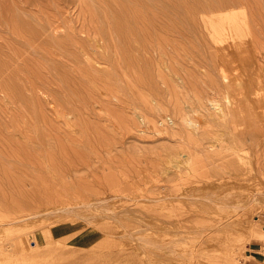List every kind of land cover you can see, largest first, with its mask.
<instances>
[{
	"label": "bare ground",
	"instance_id": "1",
	"mask_svg": "<svg viewBox=\"0 0 264 264\" xmlns=\"http://www.w3.org/2000/svg\"><path fill=\"white\" fill-rule=\"evenodd\" d=\"M163 1L166 0H64L63 3L65 2L69 7H77L78 12H80V9L85 8V13L87 12L90 19L95 22L92 29L86 28L79 31L80 26L77 27L76 29L79 28L78 33L73 32L74 30L71 31L73 29L72 23V27L70 25L68 27L64 25L62 19L66 16H62V19H60L63 12L68 11L67 9L65 10L64 4H61V1H56L54 3L55 9L51 12L52 18L49 20L43 18L45 10L43 9L44 7H39L38 3H28V1L19 0L20 4H14L16 7H14L13 3L10 4V7H6L0 12V30L9 33L6 38L0 35V105L5 106V108L18 107L20 118L24 119L23 123L26 122L27 117L32 116L35 121L44 124L43 122L46 120V116H44V112L41 108L45 106L43 109L51 113L53 121L56 117L61 118L62 122L67 125L78 123L85 126V118L82 117V113L85 117L86 113L84 114L83 111L85 109L84 106L82 108L81 106L87 103L90 97H93L90 96V94L92 95L93 92L98 90L97 92H99V95L106 101L110 96L115 97L121 109L119 110V108H117L118 110L112 111L113 114L109 111L111 113L109 116L113 121L111 123H115V125L120 126L119 128L121 129L129 128L132 124L136 123L139 127V132L151 133L153 135L160 134L165 136L166 141L165 144L160 146L161 152L153 153L156 155L157 161H151L150 167H140V170H138L139 172L137 173L140 174L142 185L137 182H132L133 187H130V193H118L119 190L117 193L112 192L114 194L115 204L116 199L126 198L132 199L133 201L135 200L137 203L139 202L141 208V206L145 207L148 205L145 201L151 200L155 202V204L149 205V207L152 206L150 207L152 209L156 207V210L158 207L162 211L163 209L167 211L169 209L166 208L179 205V210H177L178 213L181 211L180 209L185 211L187 206H192L196 203L205 204L210 210H213V216H215V218H213L214 220L211 219L212 221H206L204 223L205 225L203 224L205 228L203 230L200 229L198 232L199 235H197L195 231H189L190 234L193 232V235L197 237L200 236L201 241H199L201 243L199 242V244H197L195 240H184V244L180 245V249L184 248L181 254L187 257L184 263L188 262V264H195L194 261L196 259L199 264H238V261H235V254L238 251L235 246L240 242L242 235L236 232L233 233L234 230L232 227L239 224V222H241L242 225L245 224L244 226L248 225L249 217L239 216L240 214L236 216L234 212L236 210H244L245 213L246 211L244 209L246 202L239 200L238 191L241 189V184L248 180V175L252 172L255 162V159L248 151L250 147L241 139L240 128L245 126L243 124L244 109L241 108L245 105V102L256 97L252 87L259 86L257 82H251L249 76L255 74L263 75L256 56V45L253 42L254 37L252 38V29L246 21H242L243 24L237 23L238 15L233 16L232 14H228L226 17L229 18H225V14L223 13L224 15L221 14V17L218 16L220 19L216 20L215 18L214 20L213 17L212 20H208V24L204 22L206 25L205 32H207L208 40H210L213 46L212 53L214 56H210V59L211 57L213 59V63H211V66L208 65L207 63L209 62L210 64V59L204 57L206 59L202 60V62H200L201 64H199L201 66L204 65V68H201L200 78L198 79L192 77L190 80L189 77L191 74H186V72V75L183 74V77L177 75L179 78L178 80L183 82V86L180 87L182 91L187 88L186 95L179 90L182 95H178L179 97L176 96V92L171 90V87L167 88L168 92L166 91L165 94L155 85V77L151 75L147 76L143 79V82L140 83L139 80L141 79L137 78L132 72L135 67H139V60L133 55L134 52H145L149 54L154 51V53L158 55V59L156 60L157 64L165 60L168 61V59H166L169 53L167 52V47L172 48L171 39L174 37L172 33H174V31L180 33V30L185 29L184 22L173 24L172 28L174 31L170 26L171 22L170 24L163 23V17L166 12V7L162 8L161 6ZM36 2H39V0H36ZM175 2L177 1L175 0ZM2 3L5 2L3 1ZM224 11H226V9ZM183 13H181V15ZM213 13H216V11ZM79 15L77 14V17H79ZM229 15L235 17L236 19H233L236 22H234ZM92 23L91 21V24ZM67 28L72 33L69 32ZM198 34L200 35L199 32ZM202 35H204L203 32ZM258 40L260 41V39ZM201 41L202 43L204 42L202 37ZM206 42L208 43L207 40ZM190 45L192 44L190 43ZM210 47L211 46H209V48ZM206 49L208 51L207 46ZM183 57L184 56H182V58ZM148 58L150 59V57ZM187 60H189L188 57ZM203 62H205V64ZM103 65L105 66L104 68H102ZM193 65L195 66V63ZM197 65L198 64H196V66ZM206 65L208 67L210 66L211 69L209 70L208 67L206 68ZM176 66L178 65L176 64ZM42 69L44 71H42ZM193 69H195V67ZM213 69L214 71L216 70V76L213 74ZM198 70L200 71V68H198ZM148 71L149 70L146 72ZM161 75V73H157V76L162 79L163 75ZM167 79L168 78H166V80ZM197 82H201L200 84L204 89L202 101L197 97L198 95L195 94L196 91L193 90L195 89L193 84ZM175 83H173V85ZM164 86L166 85L164 84ZM189 87H191V93L190 90H188ZM94 88L96 90H93ZM119 91L126 93L127 97L125 99H119L120 97H117ZM34 94H36V96L40 94L41 99H39L42 106H40L37 101L39 99L33 98ZM96 98L95 100H97ZM180 98L182 102H179ZM189 99L191 101H189ZM89 101L90 100H88V102ZM95 103L98 104V102ZM100 105H97V107ZM106 105L108 104L106 103ZM97 107L94 108L97 109ZM125 108L133 114V119H128L129 113L127 117L121 114V110H125ZM98 110L100 111V109H97V111ZM103 111L104 110H102V112ZM256 111L261 118L264 116V96L258 97ZM85 112L88 111L85 110ZM262 113L263 116H261ZM104 114L106 116L107 113L103 112L102 115ZM0 119H2V122H0V167H27V158L13 151L15 148L6 149L1 136V134L7 130L8 117L5 112H0ZM136 124L134 126H136ZM133 129L135 128L133 127ZM243 131L241 130V132ZM249 131L250 130H247L246 133ZM259 145L263 147L262 142H260ZM148 161L145 160L144 162L146 163ZM239 163L244 164V168L239 167ZM261 163L264 164L262 158ZM165 164L168 166H164ZM166 171L172 173L171 177L168 176V172ZM46 172L49 176H55L51 167H49V169L47 168ZM140 179L138 181H140ZM113 181L114 180H112V182ZM108 186L112 188V191H115L114 185L111 182ZM18 187L20 188L21 186ZM141 187L145 188L142 189ZM205 188H207V190H216V192L209 193ZM16 190L19 189L16 187ZM70 190L72 191V189ZM12 191L15 190L12 188ZM61 191L60 194L58 193L55 195H51L49 191L43 194V200L40 201L39 206L36 207L38 211L32 213H23L22 215L20 213L23 211L22 206L18 205L19 208L16 209L12 207V209H14L13 211H16L11 212L13 214L16 213L15 219H12L13 217L9 219L6 215H1L0 233L8 234L9 232H13L20 223L23 224L24 221L30 219H37L36 221H40L49 218L53 213L59 212L58 214H60L61 212V214L63 213L65 215L66 213L70 215L77 213L86 220L89 218L92 220L93 218H103L108 224L105 227L103 225L104 228L107 226L110 227L111 225V228L113 226V229L116 230L115 233L124 230V233L129 235L132 240L143 242L139 237L133 234L134 230H131L132 228H138L133 227L136 225L135 222L138 221V219L135 218L136 214L134 217L135 225L132 226L130 222L131 226H129V223L124 221L127 228H130L129 230L125 228V226L123 227L124 222L122 220V224L116 217L117 215L115 216L112 212H107L98 208L97 203L101 201L106 202L108 198L95 199L93 198L94 196H85L86 198L81 197L83 194L81 195L80 190L81 196L79 194V196H74L73 194V196H71L70 191ZM90 191H92V189H90ZM74 192L76 194V191ZM14 194L17 193L15 192ZM86 194L87 193L84 195ZM28 195L30 196L31 194ZM55 197H63L64 200L68 199L67 203H60L59 200H56L57 203L58 201L59 203L55 204V201H53ZM50 198H52V204L48 201ZM44 200H47V203H43ZM137 203H135V205ZM4 206L5 205L2 207ZM170 209L172 210L173 208ZM6 211L8 212V210ZM6 211L4 208V212ZM17 212L20 213L19 216ZM182 212L183 211H181V213ZM247 212L248 211H246V213ZM167 213L168 212L165 214ZM170 213L172 215L174 211L171 212L169 210V215ZM187 214L186 212L185 215ZM131 215H133L132 212L130 214L132 218ZM177 215L176 213L172 216L176 217ZM140 216L142 215L140 214ZM166 216H168V214ZM170 216L166 217V220H158L154 225L157 224V226H161V229L164 226H171L169 221L171 222L174 218ZM178 216L182 217V215ZM71 217L73 218V215ZM146 220L148 221V219H145V221ZM103 222L101 221L100 223L103 224ZM63 223L65 222L63 221ZM139 223L140 221L138 224ZM176 223L177 220L175 225ZM177 225L178 226L171 228V231L165 228L166 233L169 232L171 235L168 234V236L163 234L166 235V237H163L162 240L167 239V241L164 242L170 243L171 247L172 241H183V239H181L183 236L180 237L179 234H184L186 232V230L181 227L182 225L180 227L179 223H177ZM99 226L101 227H99L100 229L103 228L101 224ZM161 229H158V231ZM110 232L111 231H109V233ZM184 237L187 236L185 235ZM49 241L48 238L43 245L47 244ZM9 242L12 241L9 240L8 243L0 244L1 261L8 262L13 258L12 254L17 253L31 258L34 252L33 249L37 250L43 246L35 245L33 249L31 248L30 250L27 247L28 244L26 246L25 240L21 238H18L12 243ZM131 244L130 247H132ZM138 250L136 251L141 254ZM164 250L166 249L164 248ZM122 251L126 250L123 248ZM116 253L117 252L114 254L117 257L118 254ZM111 254L113 255V253ZM111 254L109 255L108 253L107 255L111 256ZM120 255L127 256L123 253ZM116 257L113 256L114 259H116ZM149 261L148 264H150ZM48 263L50 264V262Z\"/></svg>",
	"mask_w": 264,
	"mask_h": 264
},
{
	"label": "rangeland",
	"instance_id": "2",
	"mask_svg": "<svg viewBox=\"0 0 264 264\" xmlns=\"http://www.w3.org/2000/svg\"><path fill=\"white\" fill-rule=\"evenodd\" d=\"M3 1L5 3H2ZM24 1H28V3H35V4L38 3L39 7H42V8L44 7L43 9L45 10L46 15L44 13L43 18L45 20H49L52 18L51 12H53L55 9L54 3L56 1L58 2L61 1V4H64L65 10L67 9L68 11H64L63 14L60 16V19H62V16L63 17L66 16L63 18L64 20L62 19V21L64 22V25L66 27H68L69 25L72 27V24H73V29L71 30V31L74 30L73 32L78 33L81 29H86V28L92 29L95 25V22L90 19L89 14L87 12L85 13V10H86L85 8L80 9L79 11L82 12L80 13L78 12L77 7L71 8L65 2L63 3L64 0H39V2H36V0H24ZM176 1L179 4L175 2V0L174 1L166 0V1H163L164 3L160 2L162 8L166 7L165 8L166 12L163 17V21H164L163 23L170 24L171 22L170 24L171 28L173 27V24L182 23V22H184L185 24L184 26L185 29L184 30L182 29L183 31L180 30V33H177L172 28V30L174 31V33H172V36L174 37L171 39V42H172L171 46L173 49L167 47V49L169 50V51L167 50V52L169 53L166 59H168V61L165 60L163 61L165 63L160 62L159 64H157L156 60L158 59L157 57L158 55L157 53H154V51L150 52L149 54L145 52H142V53L134 52L135 54L133 53V55H135L136 59L139 60L138 61L139 67H135L132 72L134 75H136L137 78L141 79L139 80L140 83H142L143 79L146 78L147 76L151 75L155 77L156 79L155 85L159 88V90H161L165 94H166V91L168 92L167 88L171 87L170 89L176 92V96L182 95V93H180L179 90L181 92H184L186 95L187 88L183 89L182 91V88L180 87L183 86V82L181 80H178L179 78L177 75H180V77H183L184 76L183 74H185L186 72V74L187 73L191 74L189 77L190 80L192 79V77L194 79L200 78V72L202 70L201 68H204L203 67L204 65L203 66L199 65L201 64L200 62L206 59L204 57H207V59H210L211 55L214 56V54L212 53L213 51L212 43H210V40H208L207 32H205L206 30L205 23L208 24V22L212 20L213 17H214L213 18L214 20L215 18L216 20L220 19L219 17H221V14L222 15L225 14L224 16L225 18H229L226 16H228V14H232L233 16L238 15L237 23L243 24L242 21H246L250 25L252 29V38L253 37L255 38V39L253 38V42L256 45V56H257L260 69L263 75L255 74V75L249 76V80L253 83L257 82L259 86L252 87V90L256 97L251 98L248 102H245V105L241 108V109H244L243 124L245 125L243 126V128L242 127L240 128L241 139L247 146L250 147L248 151L250 152L251 156L255 159V162H254V167H253L252 172L249 173L248 175V180L241 184V189L239 190L240 192L238 191L239 200H243L246 202L244 209L248 212L246 213L245 211L244 213V210L243 211L236 210L234 212L236 216L240 214L239 216L249 217L248 225L244 226L245 224L242 225L241 222H239V224L233 226L235 228L232 227V229L234 230L233 233L236 232L242 235L240 242H238V244L235 246L238 249L237 253L235 254V261L237 260L238 262L237 261L236 262L238 264H264V256L262 258V262H251V259L254 258V255L256 252L249 254V241L250 240L256 239L261 242L264 241V164L261 163V158L263 159V162H264V116H263L264 112L261 114V116H263L261 118L259 113L256 111V104H257L258 97L264 96V69H263L264 68V54H263L264 53V0H176ZM12 3L13 5L20 4L19 0H0V12L4 10L6 7H10L9 5ZM14 7L16 6L14 5ZM233 8H234V11H233ZM225 9L226 11H224ZM215 11L216 13H213ZM234 12L235 13L238 12V13L235 14ZM76 13L78 15L79 14H82V15H79V17H77ZM181 13L183 14L181 15ZM232 15H229L230 18L234 22H236L233 19L235 17H232ZM91 21L93 22L92 24H91ZM77 27L80 28V29L78 28L79 31L78 29H76ZM67 30L71 32L68 28ZM198 32L200 33V35L198 34ZM202 32L204 35H202ZM8 34L9 33L7 31L0 30V35L2 37L6 38ZM201 37L203 38V41H204L203 43L201 41ZM258 39H260V41ZM206 40L208 41V43L206 42ZM190 43L193 46L190 45ZM204 44L208 47V51ZM209 46L211 47L209 48ZM183 51L186 53H184ZM182 56H184L185 58L184 57L182 58ZM148 57H150V59ZM187 57L189 60H187ZM212 61L213 59L211 57L210 64L209 62L207 64L211 66V63H213ZM192 62L195 63V66L193 65L194 63ZM203 63L205 64V62ZM176 64L178 66H176ZM196 64L198 65L196 66ZM156 65H158L159 68ZM210 66L208 67L206 65L205 67L206 68L208 67V69L210 70L211 69ZM104 67L105 66L103 65L102 68ZM194 67L196 70L193 69ZM198 68H200V71L198 70ZM142 69H144L145 71ZM175 69L177 72L175 71ZM147 70L149 71L146 72ZM188 70H191V71H188ZM42 71L44 70L42 69ZM192 71L194 74L192 73ZM156 72L158 74L161 73L163 75V76L161 75L162 79L157 76ZM164 73H165V76H164ZM215 73H216V70L214 71L213 69V74L215 75ZM166 78H168L167 79L168 81L166 80ZM172 82L173 83L176 82L177 84L175 83L174 85L175 86L178 85V86L175 87ZM200 83L201 82L194 83L193 85L195 86V89L193 90L196 91V92L194 91L195 94L198 95L197 97H199L202 101L204 89ZM164 84L166 86H164ZM199 86H200V89H199ZM190 88L191 87H189L188 90H190V93H191ZM93 90H96V89L94 88ZM97 91L93 92L92 95L90 94V96H93L92 97L93 99L90 97V99H88L90 101L88 102L87 100V103L81 106V108L83 106L85 108V109L83 108L84 110L82 109L84 111V114L86 113V117L83 116V113H82V117L85 118L84 120L85 126L78 124V123L67 125L62 122L61 118H56V117L54 118V121H53L52 120L53 116L51 115V113L48 110L43 109V107L45 106H42L41 104L40 94L37 96L36 94H34L36 97L33 95V98L35 99L40 98L37 101L39 102V105L42 106L41 109L44 112V116H46V120L43 122L44 124H42L39 121H35V119L32 116L27 117L26 122L23 123L24 119L20 118L18 107L5 108V106L0 105V112L1 113L5 112L8 117L7 130H5L1 134L3 138V143L6 149L9 150L11 148H15L13 151L20 153L22 156L28 159L27 167H0V209L2 208L0 210L1 212L0 216L6 215L9 219H11V217H13L12 219H15L16 213L13 214L11 212H16L13 210L16 208H19V206L23 207L22 208L23 211L20 212L22 215L23 213H32V212L38 211L36 210V207H38L40 201L43 200L42 198L43 194H46L48 191L51 195H55L58 193L60 194L61 190H65L67 192L70 191L71 196L73 195L79 196L81 192V195L83 194L82 196L80 195L81 197L94 196L93 198L95 199H98V198L107 199L108 198L106 202L105 201L98 202L97 203L98 208L100 210L114 213L115 216L117 215L116 217L121 222L122 220L123 222L127 221L126 223H129V226H131L130 222L133 226L135 224L137 225L138 222L140 221V223L137 226L136 225L133 226V227H138V228H132L131 230H134L133 234H135L136 237H139L140 240H142L143 242H136L132 240V238L129 235L124 233V230L118 231L119 233L118 232L115 233L116 230L113 229L114 228L113 226L111 228V225L110 227L107 226L106 228H104L108 224L104 221L103 218L102 219L97 218L98 220L100 219L99 221L96 218H93V220L90 218L86 220L82 218L81 215H78L77 213H74L71 215L66 213V215L68 214L67 216L62 213L64 215L63 216L61 212L60 214H58L59 213L58 212V213H53V215L50 216L49 218L43 219L40 221H36L37 219L35 220L30 219L28 221H24L23 224L20 223L13 232H9L8 234L0 233V240H1L0 244L8 243L9 240L14 242L18 238H21L25 240L26 246L28 244L27 247L30 250L31 248L33 249L35 245H40V246L42 245V244L32 243L33 233L37 229L39 228L42 229V232L45 237V241L48 238L50 240L49 242H47V244L43 245L39 249L37 250L33 249L34 252L31 258H28L29 256L26 257L20 253H17V254H12L13 258L11 256L12 259L8 262L6 261L4 262L0 260V264H49L48 262H50V264H148L149 260H150L149 261L150 264H188V262L184 263V261L187 260V257H184V255L181 254V251L184 248L180 249V245L184 244L185 242L184 240H195L197 244H199V242L201 241L200 236L197 237L196 235H193L194 234L193 232L195 231L196 234L199 235L198 232L200 231V229L203 230L205 228L204 223L211 219L214 220L213 218H215V216H213V213H214L213 210H210L207 207V205L202 204V203H196L192 205L195 208H193L192 206H187L185 208V211L180 209L181 211H183L182 213L180 211L179 212L180 214L177 212V210H179V205H174L173 207L171 206L169 208H166V209H169L171 212L174 211L175 214L177 213L178 215H182V217L181 216L179 217L177 215L179 218L177 216H176L177 218L175 216H172V215H175L174 213L172 215L170 213L171 215L170 216L169 210L166 211L165 209H163L164 211L163 212L158 207L156 210H155L156 207H153V209L150 208L152 206L149 207V205L155 204V202L151 200L145 201V203L147 202L146 204L148 205L145 207L141 206V208H140L139 202L137 203L135 200L133 201L132 199H126V198L116 199V204H115V201H114L115 198L113 197L114 192L117 193V191L119 190L118 193H124V192L130 193L131 188L133 187L132 182L133 183L137 182L140 185H142L140 174L137 173L139 172L138 170H140V167H150V163L157 161V157L153 153L161 152L160 146L165 144L166 141H165V136L163 135H160V134L153 135L151 133L147 134L145 132L146 133L145 134L144 132H141V131L139 132V129H138L139 127L137 126L136 123L132 124V126L126 129H121L119 128L120 126L115 125V123L114 124L111 123L113 121L111 117L109 116L111 114L109 111L112 112L114 110H118L117 108H119L120 110L121 106L117 103V100H115L116 99L115 97L110 96L111 98L109 97L106 101L103 97H101V95H99V92ZM117 95H118L117 97H120L119 99H122V98L125 99L127 97L126 93L122 91H119ZM95 98L98 101L95 100ZM102 99L105 101H103ZM111 99L113 100V102ZM179 100H180L179 102H182L181 98ZM94 101L98 102V104H96ZM189 101L191 100L189 99ZM106 103L108 105H106ZM97 105H100L101 107L99 106L100 107L99 108L97 107ZM90 106L91 107L94 106L95 108L97 107V109H100V111L99 110L97 111V109H95L94 107L91 108ZM101 108L102 110H104L103 111L104 113H107L106 114V116L108 115L107 117L105 116V114L102 115L103 112ZM85 110H87L88 112H85ZM123 110H121L122 115H126L125 117H127V114L129 113L130 115L128 119L129 120L131 118L133 119L134 117L133 114H131L126 108L124 112ZM0 122H2V119H0ZM135 124L137 128L136 126H134ZM133 127L135 129H133ZM241 130L242 131L244 130V131L241 132ZM247 130H250V131L246 133ZM260 142H262L263 147L259 145ZM145 160L147 161L149 160L148 161L149 163L148 162L145 163L144 162ZM238 165H240L239 167L244 168L243 166L244 164L239 163ZM164 166H168V165L165 164ZM49 167L53 169L55 176H49V174H47L46 170L47 168L49 169ZM171 175L172 173L168 172V176L171 177ZM10 176L13 178V180ZM139 179L140 181H138ZM112 180L114 181L112 182ZM110 182L114 185L115 191H112L111 190L112 188H109L108 185L110 184ZM17 185L21 187L19 188ZM11 187L15 191H12ZM16 187L19 190H16ZM141 188L144 189L145 187H141ZM70 189H72V191ZM90 189H92V191H90ZM205 190H207V188H205ZM74 191H76V194ZM96 191L98 192V194ZM207 191L209 193L216 192V190H211V189H208ZM15 192L17 194H14ZM85 193L87 194L84 195ZM28 194H31V195L29 196ZM51 199L52 198H50V200L47 199L50 204H52L53 201H55V204H56L57 203L56 200H59L60 203H67V200H68V199L64 200L63 197H60V198L55 197L53 198L54 199L53 201ZM46 201L44 200L43 203H47ZM132 201H133V204H132ZM135 203L137 204L135 205ZM1 205L2 206L5 205V206L2 207ZM202 205L205 207H203ZM12 207L14 209H12ZM118 207H121V208H118ZM4 208H5V211L8 210V212L7 211L4 212ZM170 208H173L172 209L173 211ZM135 210L137 213L135 212ZM131 212L133 213V215H131L132 218L130 217ZM166 212H168L167 213L168 216H166L167 215L165 214ZM186 212L188 213L187 215H185ZM9 213L11 214V216ZM20 213L17 212V215L19 216ZM135 214H136V217H135ZM140 214L142 216L143 215L145 216L142 217L140 216ZM72 215H73V218L71 217ZM146 216H148L149 218ZM169 216L174 218L173 220H171V222L169 221V223L173 227L169 225L170 227L164 226L161 229V226L159 225L157 226V224L154 225V223H157L158 220L160 219L166 220V217H169ZM77 217H80V218H77ZM134 217L138 219V221H136L137 223L135 222V224H134ZM145 219H148V221L146 220L148 223L145 221ZM176 220H177V223H179V227L182 225L181 227L184 228V230H186L184 234H179L180 237L181 236L184 237L185 235L187 237H184V238L181 237L183 241H178V240L172 241L171 242L172 247H171L170 243L164 242V241H167V239L165 240H162V239L163 237H166V235L170 234L169 232L166 233V229L171 231V228L178 226L177 223L175 225ZM63 221L65 223H63ZM101 221L102 222L104 221L103 224L100 223ZM99 223L102 225V227L104 225V227L102 228L103 230L100 229L101 227L99 226L100 225ZM53 225H61V226H66L70 228H80L83 226L94 227V228L100 229L101 231L100 230L98 231H100L103 236L101 238V241L97 245L91 248L80 249V248H76V247L65 245V244L59 246V244H57L53 240L50 234V231H49V228ZM124 226L125 228H127V225L125 224V222H124L123 227ZM127 229L130 230V228H127ZM158 229H161V230L158 231ZM190 230L193 231L191 234L189 233ZM109 231H111L110 232L111 234L109 233ZM120 232H122L123 234ZM124 234L125 236L127 235L126 237L128 238L129 241L124 236ZM163 234H166V235H163ZM12 242H9V243H12ZM130 244L132 247H130ZM123 248L126 251H122ZM164 248L166 250H164ZM72 250L73 251L75 250V251L73 252ZM136 250L140 251L141 254H139V252H137ZM114 251L117 252L116 253L118 254L117 257L115 256ZM108 253L109 255L113 253V255L111 254L112 257L107 255ZM119 253L126 254L127 256L120 255ZM259 253H262V255H264V247L260 250ZM144 254L146 257L144 256ZM113 256L116 257V259H114ZM194 263L199 264L196 261V259Z\"/></svg>",
	"mask_w": 264,
	"mask_h": 264
},
{
	"label": "crops",
	"instance_id": "3",
	"mask_svg": "<svg viewBox=\"0 0 264 264\" xmlns=\"http://www.w3.org/2000/svg\"><path fill=\"white\" fill-rule=\"evenodd\" d=\"M49 231L53 240L59 244V246L65 244L80 249L91 248L97 245L103 236L97 228L89 226L70 228L61 225H53L49 228ZM32 243L42 245L45 243V237L41 228L33 233ZM263 247L264 241L261 242L256 239L249 241V254L256 252L251 262H262L264 255L259 252Z\"/></svg>",
	"mask_w": 264,
	"mask_h": 264
}]
</instances>
